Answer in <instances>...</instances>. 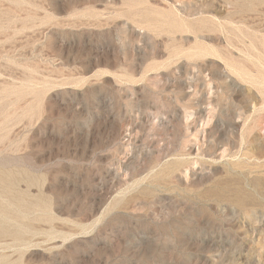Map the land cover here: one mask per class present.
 I'll return each instance as SVG.
<instances>
[{
    "label": "rangeland",
    "instance_id": "rangeland-1",
    "mask_svg": "<svg viewBox=\"0 0 264 264\" xmlns=\"http://www.w3.org/2000/svg\"><path fill=\"white\" fill-rule=\"evenodd\" d=\"M0 264H264V0H0Z\"/></svg>",
    "mask_w": 264,
    "mask_h": 264
}]
</instances>
